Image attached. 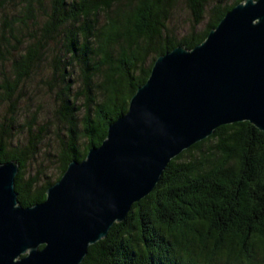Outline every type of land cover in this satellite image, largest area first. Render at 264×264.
I'll return each mask as SVG.
<instances>
[{
    "label": "trees",
    "instance_id": "1",
    "mask_svg": "<svg viewBox=\"0 0 264 264\" xmlns=\"http://www.w3.org/2000/svg\"><path fill=\"white\" fill-rule=\"evenodd\" d=\"M183 1L191 19L178 35L168 23L176 0H20L9 14L12 0H0V162L18 163L20 205L43 200L66 164L101 142L157 54L199 42L239 0H214L199 27L208 0ZM33 73L54 91L66 124L53 180L24 173L43 130H32L33 119L26 142L12 144L18 92ZM79 264H264V132L247 120L215 126L168 161Z\"/></svg>",
    "mask_w": 264,
    "mask_h": 264
},
{
    "label": "water",
    "instance_id": "2",
    "mask_svg": "<svg viewBox=\"0 0 264 264\" xmlns=\"http://www.w3.org/2000/svg\"><path fill=\"white\" fill-rule=\"evenodd\" d=\"M237 120L264 132V0L235 2L199 42L157 54L101 142L40 202L20 205L18 163L0 162V264H79L171 158Z\"/></svg>",
    "mask_w": 264,
    "mask_h": 264
},
{
    "label": "rangeland",
    "instance_id": "3",
    "mask_svg": "<svg viewBox=\"0 0 264 264\" xmlns=\"http://www.w3.org/2000/svg\"><path fill=\"white\" fill-rule=\"evenodd\" d=\"M214 0H208L205 13L202 21L198 27L202 25L205 20L208 5ZM222 2H230V0H223ZM20 0H12V3L5 5V12L16 10V5ZM2 12V10H0ZM191 15L188 8L185 6L183 0H176L172 7L171 15L168 18L169 25L176 31V34L182 33L187 29L190 22ZM48 53L46 59L39 63L36 71L45 73L48 68ZM40 69V71L38 70ZM38 74L33 73L32 78L28 79L26 84L19 89V98L15 103L16 108V128L13 133L12 144L22 145L26 142L27 132L26 127L34 120L32 130H41L39 141L35 145V152L33 156L26 161L24 173L25 175H37L40 180H53L57 173V153L59 150V143L64 140L65 122H63L56 114L55 108L57 106L56 96L54 91L48 88L44 80L39 81ZM43 79V76H40ZM72 78L75 83L78 82V76L75 72L72 73ZM6 103L3 102L0 107V115L6 109ZM33 111V113H31ZM33 114V117L31 116ZM80 114V113H78Z\"/></svg>",
    "mask_w": 264,
    "mask_h": 264
}]
</instances>
